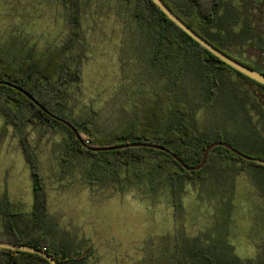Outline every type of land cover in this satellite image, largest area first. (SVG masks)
Wrapping results in <instances>:
<instances>
[{"label": "rangeland", "instance_id": "obj_1", "mask_svg": "<svg viewBox=\"0 0 264 264\" xmlns=\"http://www.w3.org/2000/svg\"><path fill=\"white\" fill-rule=\"evenodd\" d=\"M71 1L0 0V52L18 58L26 53L47 55L68 42ZM77 1L82 35L73 44L76 52L82 48L85 53L80 61H71L80 64V71L67 85L66 112L80 120L97 111L105 130L127 121L140 99L164 90L170 73L147 61L151 36L136 18L133 2ZM251 8L254 25L264 29L259 11ZM230 51L263 65L254 44ZM229 76L264 104V93L255 82L233 71ZM232 96L234 92L221 94L215 113L207 107L197 113L202 130L214 126L210 119L218 114L221 127L238 131L243 122L225 108ZM169 107L170 97L164 109ZM22 130L36 152L44 181L43 228L54 243L89 251L87 264H184L197 252V259L214 256V264H264L263 168L239 160L226 168L218 162L207 168L196 188L185 182L176 196L163 173L155 174L154 183L148 171L121 185L105 177L101 181L91 173L89 156L61 159L66 132L41 136L44 128L31 123ZM20 135L0 108V204L4 198L15 202L23 212L19 226L32 230L33 184Z\"/></svg>", "mask_w": 264, "mask_h": 264}, {"label": "trees", "instance_id": "obj_2", "mask_svg": "<svg viewBox=\"0 0 264 264\" xmlns=\"http://www.w3.org/2000/svg\"><path fill=\"white\" fill-rule=\"evenodd\" d=\"M129 1L134 3L136 18L151 36L147 61L156 69L169 71L170 77L164 90H156L150 97L134 104L133 115L120 125L102 130L97 111L80 120H72L66 112L67 85L77 79L80 71V64L77 62L73 66L71 61H80L85 53L82 48L76 52L73 44L75 38L82 35L79 1H71L72 29L68 42L47 55L26 53L18 58L0 52V80L25 89L45 108L43 110L17 88L0 82V108L7 124L20 130V141L30 166L34 193L32 230H23L19 226L18 219L22 218L23 212L18 205L7 198L3 199L0 204L3 223L0 240L43 249L56 259L57 264H87L90 252L74 251L68 245L54 243L53 236L43 228L46 222V194L36 152L22 133L23 126L28 123L44 128L41 136L49 132H66L68 137L64 140L61 159L69 162L77 154L89 156L92 162L90 170L95 178L102 181L105 177L119 185L124 181H133L134 177L143 178L146 171L154 183L155 174L163 173L171 191L177 196L185 182L196 188L205 177L207 168L218 162L229 168L230 161L239 160L264 169V165L243 159L223 146L213 148L205 166L195 171L185 169L171 154L161 149L128 146L93 151L85 146L150 142L166 146L189 165H197L210 143L223 140L248 155L264 159V104L248 91L241 90L229 74L233 71L249 78L193 39L153 0ZM252 1L164 0L182 20L218 49L264 74V62L263 65H257L230 51L231 47L241 51L244 46L254 44L264 58V29L253 23ZM255 2L262 24L264 0ZM255 83L264 93V85ZM229 92H234V96L225 102V108L243 125L237 132H231L219 125L217 114L216 120L210 119L214 126L202 130L197 113L204 107L215 113L221 102L220 95ZM169 97L170 107L164 109ZM52 114L72 122L81 140L70 127ZM197 257L198 252L190 254L191 260H185L184 264H214V256ZM0 264L51 263L36 253L0 247Z\"/></svg>", "mask_w": 264, "mask_h": 264}, {"label": "water", "instance_id": "obj_3", "mask_svg": "<svg viewBox=\"0 0 264 264\" xmlns=\"http://www.w3.org/2000/svg\"><path fill=\"white\" fill-rule=\"evenodd\" d=\"M153 2L157 6H159V8L173 22H175L181 29H183L187 34H189L193 39H195L203 47H205L211 53H213L215 56H217L220 60H222L223 62L227 63L230 67H232L236 71L244 74L249 79L264 85V74L263 73L258 72L254 68H252V67H250V66H248V65H246V64H244V63H242V62H240L238 60H236L235 58L231 57L230 55H228L224 51L218 49L216 46H214L212 43H210L208 40H206L203 36H201L199 33H197L184 20H182L164 2V0H153ZM0 82H3L5 84H7V85H10V86L14 87V88H17L20 92H22L24 95H26L32 102H34L35 104L39 105L43 110H45V108L29 92H27L25 89L17 86L14 83L8 82V81H1L0 80ZM52 116L54 118H57L58 120H60L64 124H66L68 127H70L73 130V132L76 133L77 137L80 138V140H81V137H80L79 133L77 132V128L72 124V122H70L69 120L64 119L62 117H59V116H57L55 114H52ZM85 146L88 149L93 150V151H106V150H113V149H116V148L128 147V146H141V147H150V148L161 149V150L171 154L176 161H178L185 169H187L189 171L200 170L201 168H203L205 166L206 162H207V159H208V156H209L211 150L213 148L217 147V146H223V147L229 149L230 151L234 152L236 155H238L239 157H241L243 159H246V160H249V161L264 165V159L248 155V154L242 152L241 150L237 149L233 145H231L229 142L223 141V140H217V141H214V142L210 143L206 147V149L204 150L202 158H201V161L197 165H189L180 156H178L176 153H173L166 146H163V145H160V144H155V143H150V142H128V143H124V144L116 145V146H90V145H86L85 144ZM0 247L1 248H9V249H14V250H21V251H28V252L36 253V254L44 256L46 259L49 260V262L51 264H57L56 259L52 255H50L47 251H45L43 249H40V248H36L34 246H31V245L17 244V243H13V242L0 240Z\"/></svg>", "mask_w": 264, "mask_h": 264}, {"label": "flooded vegetation", "instance_id": "obj_4", "mask_svg": "<svg viewBox=\"0 0 264 264\" xmlns=\"http://www.w3.org/2000/svg\"><path fill=\"white\" fill-rule=\"evenodd\" d=\"M255 0L254 1H252V5H253V7H254V10L256 11V9H257V7L255 6ZM253 9V8H252Z\"/></svg>", "mask_w": 264, "mask_h": 264}]
</instances>
